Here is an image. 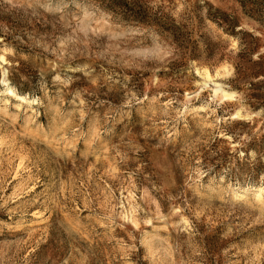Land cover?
I'll use <instances>...</instances> for the list:
<instances>
[{
	"label": "rangeland",
	"instance_id": "obj_1",
	"mask_svg": "<svg viewBox=\"0 0 264 264\" xmlns=\"http://www.w3.org/2000/svg\"><path fill=\"white\" fill-rule=\"evenodd\" d=\"M0 264H264V0H0Z\"/></svg>",
	"mask_w": 264,
	"mask_h": 264
},
{
	"label": "bare ground",
	"instance_id": "obj_2",
	"mask_svg": "<svg viewBox=\"0 0 264 264\" xmlns=\"http://www.w3.org/2000/svg\"><path fill=\"white\" fill-rule=\"evenodd\" d=\"M219 90H221V89H219ZM219 90H218V91H219Z\"/></svg>",
	"mask_w": 264,
	"mask_h": 264
}]
</instances>
